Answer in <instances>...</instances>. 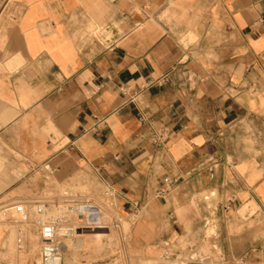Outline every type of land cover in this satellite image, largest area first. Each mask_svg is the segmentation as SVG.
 <instances>
[{"label":"crops","instance_id":"0c3cea01","mask_svg":"<svg viewBox=\"0 0 264 264\" xmlns=\"http://www.w3.org/2000/svg\"><path fill=\"white\" fill-rule=\"evenodd\" d=\"M263 15L264 0H0V207L41 194L45 164L87 170L152 258L202 252L204 229L235 225L237 208L264 214ZM209 156L214 178L191 172ZM166 175L182 179L161 197ZM214 236V264H264L262 237Z\"/></svg>","mask_w":264,"mask_h":264},{"label":"rangeland","instance_id":"374dc122","mask_svg":"<svg viewBox=\"0 0 264 264\" xmlns=\"http://www.w3.org/2000/svg\"><path fill=\"white\" fill-rule=\"evenodd\" d=\"M41 176L45 184L41 194L35 195L26 204L14 203L0 207L23 204L25 208L23 214L16 209L7 212L6 218L11 220L0 224V264H33L38 259L39 228L34 223L37 204L46 203L49 214H56L58 206L65 208L85 198L91 199L101 208L104 221L110 224L109 229L64 238L62 250L66 264H199L194 257L195 251L169 258L147 256L146 246L137 243L134 238L133 220L118 213L115 195L92 172L80 170L74 178H61L52 170H44ZM239 209L233 212L234 217L239 219L235 225L232 221L227 227L208 225L204 229L208 242L202 252H208L211 260L212 256L217 258L212 241L214 234L220 230L230 234L248 232L256 240L260 237L264 239V214L258 211V207L246 215H241ZM15 211L17 215L12 217ZM118 222L119 225L115 226ZM21 235L24 236L22 248L18 245V237ZM232 245L241 249L245 243L238 241Z\"/></svg>","mask_w":264,"mask_h":264},{"label":"built area","instance_id":"2783aa9c","mask_svg":"<svg viewBox=\"0 0 264 264\" xmlns=\"http://www.w3.org/2000/svg\"><path fill=\"white\" fill-rule=\"evenodd\" d=\"M261 21L264 23V15ZM173 71L174 70L157 78H151L141 87V90L150 88L154 85H162L170 82ZM180 73L185 83L189 84L192 81V76L189 74L188 70H182ZM131 93V86L123 87L122 94L128 98V101L135 102L137 95L136 93ZM140 121L144 122L145 118L141 116ZM167 138L168 133L165 130L161 132H154L151 136L152 143L159 149L164 148ZM218 165L219 163L217 158L215 156H209L205 162L200 163L197 167L193 168L191 172L208 168L210 177L214 178ZM43 169L50 171L52 170V167L50 164H45ZM181 179V177L166 175L163 179L162 185L158 189V196L164 197L169 194L170 191L179 184ZM109 191L111 193L113 192L112 189H109ZM108 193L109 192H107V194ZM113 194L115 195L114 192ZM233 202L234 197L231 196L223 203L222 206L228 211L232 209ZM20 206L21 205H15L8 208H0V224L9 222L11 218H6L7 212L11 211L12 208L13 210H18L17 208ZM48 207L49 206L46 203L42 202L37 204L35 209L34 223L39 228L40 251L38 259L33 264H66L62 250V240L64 238L76 234H84L97 230L103 231L105 229H109L110 224L104 221L101 208L89 198L76 201L65 208L58 206V212L56 214H49ZM138 207L139 204L136 203L134 208L138 209ZM133 213L134 214L132 215V218L135 216V214H137V211L134 210ZM16 215L17 214L12 213L11 216L15 217ZM114 225H119V222L118 224ZM23 244L24 236L21 235L18 237V245L20 248H22ZM169 257H172V255L170 254V251H166L163 258ZM194 257L197 259V261H199V264H214L217 262V260H211L207 254L200 251L195 252ZM247 258V255L232 256V258H230L227 262L229 264H247Z\"/></svg>","mask_w":264,"mask_h":264}]
</instances>
